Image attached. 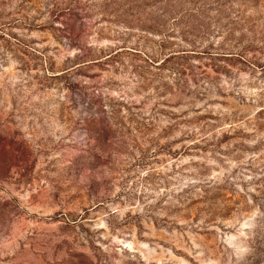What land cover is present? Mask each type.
Listing matches in <instances>:
<instances>
[{
  "label": "rangeland",
  "instance_id": "obj_1",
  "mask_svg": "<svg viewBox=\"0 0 264 264\" xmlns=\"http://www.w3.org/2000/svg\"><path fill=\"white\" fill-rule=\"evenodd\" d=\"M0 264H264V0H0Z\"/></svg>",
  "mask_w": 264,
  "mask_h": 264
}]
</instances>
